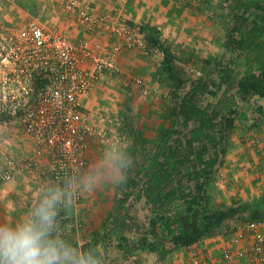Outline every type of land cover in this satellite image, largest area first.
Wrapping results in <instances>:
<instances>
[{"label":"rangeland","instance_id":"374dc122","mask_svg":"<svg viewBox=\"0 0 264 264\" xmlns=\"http://www.w3.org/2000/svg\"><path fill=\"white\" fill-rule=\"evenodd\" d=\"M66 1L0 0V24L10 27L14 25V17L18 21L32 17L78 41L79 27L75 22L76 25L67 24L65 18ZM80 1L82 7L109 15L122 27L120 33L99 30L91 33L94 46L103 59L113 63L114 71L104 72L91 94L82 100L87 124L99 127L98 122L104 119L111 141L106 145L90 143L85 153L86 166L76 187L77 198L73 199L71 193L67 194L52 181L47 155L39 154L36 163L31 162L37 146L22 126L16 121L0 123V173L8 169L9 162L18 168L29 165L10 182H0V227H19L35 219L40 204L54 199L55 215L49 238L62 254L64 248L79 251L85 240L94 237L100 260L104 262L188 264L184 248L169 247L164 259H158L149 248L131 247L130 253L118 248L121 237L130 246L137 244L148 229L152 211L138 197V189L122 187L123 177L116 160L125 145L122 131L125 121L136 126L148 141L176 125L165 113L168 89L156 80L161 55L147 50L137 24L147 22L161 31L174 54L185 60L181 62L184 77L192 80L203 74V59L231 55L223 47L228 4L225 0ZM232 56L236 59L235 73L240 76L241 57ZM236 105L235 126L228 136L223 163L210 181L213 208L247 204L264 194V98ZM119 214L124 219V228L111 231L114 217ZM242 223L239 217L232 218L209 238L218 240L220 246L227 244L225 236ZM80 264L88 263L81 257Z\"/></svg>","mask_w":264,"mask_h":264},{"label":"trees","instance_id":"16d2710c","mask_svg":"<svg viewBox=\"0 0 264 264\" xmlns=\"http://www.w3.org/2000/svg\"><path fill=\"white\" fill-rule=\"evenodd\" d=\"M225 2L223 47L231 55L203 59V74L196 79L184 77L181 62L185 60L174 54L158 28L147 22L137 24L147 50L161 55L156 80L168 89L165 113L176 125L148 141L136 126L123 123L125 145L116 160L122 187L138 189V197L152 211L148 229L135 246L120 238L118 248L124 252L130 253L131 247L149 248L164 259L169 247L195 245L232 218L264 223V194L247 204L212 207L210 181L223 163L235 126L236 103L264 98V0ZM232 54L241 57L240 76L235 73ZM37 83L42 84V79ZM9 121L8 116H0V123ZM59 185L70 194L63 183ZM124 224L120 214L116 215L111 231L122 230ZM81 257L88 264H111L100 260L94 237L85 240L79 251L64 248L55 264H80Z\"/></svg>","mask_w":264,"mask_h":264},{"label":"built area","instance_id":"2783aa9c","mask_svg":"<svg viewBox=\"0 0 264 264\" xmlns=\"http://www.w3.org/2000/svg\"><path fill=\"white\" fill-rule=\"evenodd\" d=\"M63 11L87 34L78 41L68 39L57 28H47L29 17L20 25L0 24V116L18 122L50 158L53 182L63 183L76 199L79 177L86 166L85 153L91 142L106 145L111 138L104 119L89 126L82 100L103 73L113 72L111 61L102 58L91 33L122 31L115 18L82 7L80 0H67ZM42 79L43 83H37ZM106 123V121H105ZM9 162L0 173L7 183L21 170ZM209 238V237H207ZM222 246L214 238L184 248L188 264H264V229L259 222H245L231 229Z\"/></svg>","mask_w":264,"mask_h":264},{"label":"clouds","instance_id":"9594fccd","mask_svg":"<svg viewBox=\"0 0 264 264\" xmlns=\"http://www.w3.org/2000/svg\"><path fill=\"white\" fill-rule=\"evenodd\" d=\"M53 200H44L35 219L19 227H0V264H55L61 251L49 238L55 211Z\"/></svg>","mask_w":264,"mask_h":264},{"label":"crops","instance_id":"0c3cea01","mask_svg":"<svg viewBox=\"0 0 264 264\" xmlns=\"http://www.w3.org/2000/svg\"><path fill=\"white\" fill-rule=\"evenodd\" d=\"M84 8H87V7H84ZM89 9V8H88ZM90 10H92V9H90ZM92 11H94V10H92ZM97 13V12H96ZM29 18V17H28ZM65 18H66V15H65ZM25 20L23 19L22 21H18V18H16V17H14V25H20V24H22L23 22H24ZM66 21H67V24H75L74 23V21H72V20H69L68 18H66ZM13 25V24H12ZM11 25V26H12ZM76 25V24H75ZM78 25H76V27H77ZM79 27V26H78ZM77 27V28H78ZM87 34V32H85L81 27H79V33H78V35H79V38L81 39V38H83V37H85V35ZM69 39V38H68ZM71 40V39H70ZM98 84V83H97ZM94 88L95 87H93L92 88V90H90V92H89V95L91 94V92L94 90ZM88 95V96H89ZM87 96V97H88ZM86 97V98H87ZM83 109H85V107L83 106ZM83 109H82V111H83ZM4 191V190H3Z\"/></svg>","mask_w":264,"mask_h":264}]
</instances>
